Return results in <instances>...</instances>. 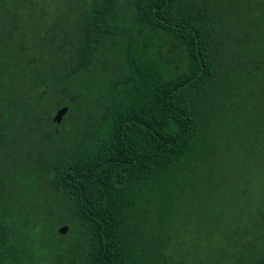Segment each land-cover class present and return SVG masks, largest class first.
Returning <instances> with one entry per match:
<instances>
[{"label":"trees","instance_id":"1","mask_svg":"<svg viewBox=\"0 0 264 264\" xmlns=\"http://www.w3.org/2000/svg\"><path fill=\"white\" fill-rule=\"evenodd\" d=\"M81 1L49 26L44 58H22L0 18V264H182L177 219L211 184L215 133L233 127L213 104L258 94L264 55L241 36L231 52L224 0ZM246 220L212 264L264 261L263 210Z\"/></svg>","mask_w":264,"mask_h":264},{"label":"rangeland","instance_id":"2","mask_svg":"<svg viewBox=\"0 0 264 264\" xmlns=\"http://www.w3.org/2000/svg\"><path fill=\"white\" fill-rule=\"evenodd\" d=\"M224 3L226 10H223V13L227 11L225 30L229 34L227 45L231 52L234 53L238 45L240 51L242 43L239 44V36L246 37L250 42H255V46L260 45L259 58L262 59L264 55V9H262L264 3L261 0H224ZM81 7V0H20L19 2L0 0V18L3 20L4 16L8 15L10 24L16 25L13 36L25 47L22 58L35 56L39 59L47 55L44 42L49 37V26L55 17L62 14L56 24L66 25L67 21L74 20V15L76 16ZM221 11L222 9L217 6L216 12ZM35 44L38 46L36 49ZM14 45L17 47L19 44ZM16 56L20 57L19 54ZM239 71L240 68L233 69L231 77L235 79L237 73L244 77L245 70L242 68L241 72ZM260 71L264 75V66L260 67ZM252 90L247 91L250 95L245 99L242 98L243 93L240 94L241 97L234 93V96L227 95L222 102L216 100L213 104L221 106L222 111L218 113V118L221 117L219 121H229L233 127L228 128L225 133H218L219 131L215 133L212 140L213 145L221 147H217L215 151L212 150L214 154L211 160L213 174L211 184L201 185V189L198 186L194 187L196 191L184 203L186 218L181 215L177 219V226L181 230L185 229L179 240L172 245L173 249L170 250L172 254L178 250L179 255L176 258L182 264H212L210 258H216L217 252L220 253L219 250L224 245V240L221 238L225 234L234 236L239 233L240 235L241 229L245 228L243 223H246L247 216L258 209L263 210L264 219V149L261 144L256 145L258 148L255 147V149L252 146L259 136L255 132V127L263 130L264 134V86L258 94H252L257 91ZM238 101L250 102L255 106L247 105L248 109L244 104L242 107L235 108ZM54 111H50L51 116ZM233 132L236 133L235 138L232 135ZM202 171L207 172L208 170L203 169ZM6 176L9 178L8 172ZM3 178L0 179V185H2ZM6 182L5 178V184ZM11 184L13 187H19L20 181L16 178ZM178 210L179 208L175 209V211ZM208 213L205 230L210 233H204V230L199 228L201 220L197 216L204 217ZM255 224L257 225V221ZM236 227H238V233L235 234ZM178 242L181 244L177 249ZM241 245L239 242L238 247ZM201 254H203L202 259Z\"/></svg>","mask_w":264,"mask_h":264},{"label":"water","instance_id":"3","mask_svg":"<svg viewBox=\"0 0 264 264\" xmlns=\"http://www.w3.org/2000/svg\"><path fill=\"white\" fill-rule=\"evenodd\" d=\"M67 111V106L63 105V106H60L58 107L53 116H52V121L55 122V123H58L60 120H61V117L62 115ZM67 229V226L65 224L63 225H60L57 229V231L59 233H64ZM261 264H264V261L261 263Z\"/></svg>","mask_w":264,"mask_h":264},{"label":"flooded vegetation","instance_id":"4","mask_svg":"<svg viewBox=\"0 0 264 264\" xmlns=\"http://www.w3.org/2000/svg\"><path fill=\"white\" fill-rule=\"evenodd\" d=\"M56 110V109H55ZM55 112V111H54Z\"/></svg>","mask_w":264,"mask_h":264}]
</instances>
